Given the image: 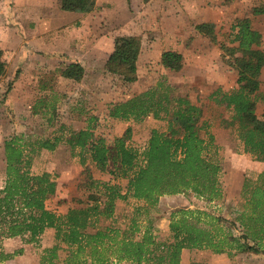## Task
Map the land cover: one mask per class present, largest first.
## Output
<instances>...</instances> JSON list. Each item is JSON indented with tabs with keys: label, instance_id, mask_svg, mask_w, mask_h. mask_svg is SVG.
Wrapping results in <instances>:
<instances>
[{
	"label": "trees",
	"instance_id": "16d2710c",
	"mask_svg": "<svg viewBox=\"0 0 264 264\" xmlns=\"http://www.w3.org/2000/svg\"><path fill=\"white\" fill-rule=\"evenodd\" d=\"M96 0H60L66 11L90 12ZM252 14L264 13V5L252 7ZM194 28L215 40L214 24L200 22ZM228 45L219 43L225 63L236 70V86L215 89L210 98L230 110L226 125H232L242 146L253 160L264 161V111L255 112L260 94V74L264 65L262 35L252 26L249 16L235 18L230 25ZM140 37L117 34L103 70L122 77L123 81L137 79L136 60ZM0 49V57H1ZM161 62L170 70H178L183 55L175 50H163ZM5 72L0 59V75ZM17 73V72H16ZM60 75L79 81L84 67L78 61L68 62ZM10 83V82H9ZM10 85V84H9ZM174 87L164 78L155 85L125 100L111 102L107 116L120 121H141L147 116L164 122L165 129L151 128L141 149L129 143L130 127L115 136L110 144L95 127L98 117L89 114L85 126L68 129L60 124L48 137L25 138L11 134L2 143L3 159L0 174V242L15 238L21 243L38 244L47 228L53 229V243L42 249L38 264H108L121 261L129 264H180L183 249H208L212 253L230 255L264 246V172L250 186L242 184L245 197L243 210L236 217L240 227L234 235L222 226L220 218L198 209L180 208L169 214V237L158 239L150 220L140 224L138 214L147 211L161 195L191 191L198 198L212 201L221 198L220 165L212 155L216 153L214 135L202 118V109L189 98L174 94ZM44 90V84L39 86ZM45 96L32 106V113L54 107ZM80 111L81 107H77ZM51 121V117L47 118ZM66 144L72 156L84 166L78 187L83 197L73 200L63 213L47 207V200L55 194L56 180L48 171H31L33 154L40 149L53 151ZM93 163L108 179L95 178L85 167ZM133 198L143 201L132 209L125 226L116 225V202ZM204 218L206 226L201 225ZM59 252H64L60 258ZM23 253L21 246L11 251L0 243V264Z\"/></svg>",
	"mask_w": 264,
	"mask_h": 264
},
{
	"label": "rangeland",
	"instance_id": "374dc122",
	"mask_svg": "<svg viewBox=\"0 0 264 264\" xmlns=\"http://www.w3.org/2000/svg\"><path fill=\"white\" fill-rule=\"evenodd\" d=\"M164 1L140 7L134 13L138 16L136 19L129 21L126 17L121 22L117 20L124 19L127 15L121 11V0H115L116 5L109 6L111 8H107L106 14L100 12V15H94L91 29L81 27L82 23L79 22L71 24L69 29L76 30L71 32L77 34L69 33L67 40L52 34L51 45L39 47L40 52L28 61L19 63L10 76L8 66L7 69L5 67V72L0 75V174L4 138L14 133L23 134L30 139L48 137L60 124L65 125L66 130L63 133L67 134L68 129L84 127L85 117L89 114L98 117L95 132L102 135L108 144L130 127L128 142L141 149L150 129H165L164 122L150 116L141 121H120L109 118L107 108L111 102L125 100L164 78L174 87V94L189 98L202 109V118L209 124L208 130L214 135L216 153L212 156L221 167L219 182L222 196L207 201L198 198L191 191L161 195L154 205L147 206V211L138 214V221L143 225L150 220L155 235L163 240L169 237L168 222L172 211L180 208L198 209L217 216L222 226L230 229L234 235H239L240 227L235 219L243 210L245 197L248 195L243 193L242 184L247 181L252 186L259 181L257 177L264 172V161L253 160L248 153L242 151L234 127L225 124L229 120L230 110L216 104L210 98V93L217 88L228 90L236 86V70L224 62L219 47L221 42L229 44L228 33L235 18L250 17L252 26L262 35L264 49V13H251L252 7L264 5V0H199L206 13L214 11L219 18L217 23H213L214 41L197 31L194 24L186 20V10L184 15L180 14L181 10H176V0L174 3ZM133 4L135 5L134 1ZM124 26L127 28L124 29ZM118 27L123 28L122 30L140 31L144 40L140 48L137 79L133 82L123 81L122 77L103 70L104 59L109 55L108 35L113 32L112 29L117 30ZM105 31L109 33L105 34ZM104 35H107V39ZM89 40L91 44H88ZM167 47L175 48L183 55L180 69L170 70L161 62L160 52ZM47 48L51 49L50 54H47ZM77 56L84 66L82 79L74 81L61 76L60 70ZM36 64L38 69L34 70L33 66ZM260 80L262 99L257 101L255 108L258 117L264 111V65ZM42 84L44 90H39ZM8 96L11 100L5 104ZM40 96H45L54 107L34 114L31 111L32 106ZM48 117H51L50 122L47 121ZM85 167L95 178H110L108 173L99 171L93 163L86 162ZM83 169L84 166L78 162L77 157L71 155L69 147L64 143H60L53 151L40 149L33 154L31 171H48L56 180L55 194L46 202L48 208L63 213L69 206L74 205V199L83 197V192L78 187ZM137 204L146 206L145 202L133 198L116 202L117 226H125L132 208ZM200 224L206 226L203 217ZM52 243L53 235L50 241L49 234L40 237L38 244L24 243L29 252L27 256L17 255L8 264H38L42 249ZM250 243L257 248L230 255L225 252L212 253L208 249H189L188 252L184 251L183 264H264V246ZM59 256L63 258L64 252H59ZM108 264L129 263L121 261Z\"/></svg>",
	"mask_w": 264,
	"mask_h": 264
},
{
	"label": "crops",
	"instance_id": "0c3cea01",
	"mask_svg": "<svg viewBox=\"0 0 264 264\" xmlns=\"http://www.w3.org/2000/svg\"><path fill=\"white\" fill-rule=\"evenodd\" d=\"M133 1L135 5L133 4ZM159 1L160 0H121V7L123 9L121 11L126 13L127 16L124 14V19H119L117 21L122 22L126 17L129 21H132L138 17L134 13L138 12L140 7L152 5ZM168 1L174 3L175 0H165L164 2L166 3ZM129 2L130 4H128ZM175 3L176 10H181L180 14L182 15H184L183 12L186 10L187 15H184L186 20L194 25L200 22L217 23L219 20L214 11H212V13H206L205 7H203L204 5H202V2L199 0H182L181 2L180 0H176ZM111 5H116L115 0H96L93 10L82 13L62 10L60 8V0H0V49L2 52L0 59L4 62V67L8 66V69L6 67L9 73L8 76H10L15 68L17 69L19 63L28 61L33 55L40 52L41 49L39 47L51 45V38L54 35L59 36L61 39L65 37L67 40V35L69 33L72 35L77 34L71 32L76 30H70L69 25L78 24L79 22L82 23L81 27H84L87 30L91 29L93 26V18L95 17L94 15H100V12L106 14L107 8ZM114 12L117 11L115 10ZM180 21L183 22L182 20ZM72 25L70 27H72ZM126 28L127 27L124 26V29ZM122 29L123 28L121 27H118L117 30L112 29L113 32L108 35V39H110L108 54L112 50V39L117 34L138 35L140 37V48L141 45H143L144 40L140 31H128ZM107 33H109V31H105V34ZM104 37L107 39V35H104ZM88 44H91L90 40ZM90 49L92 53H94V50L91 47ZM163 50H175V48L167 47L163 48L162 51ZM50 51L51 49H49L47 54H50ZM140 57L141 49H139L136 60L137 73ZM71 61H78L82 65L79 56ZM33 69H38L37 64L33 66ZM9 100H11V98L8 96V99L5 100V104H7V101ZM48 234L50 235L51 241L53 235L52 228L45 229L40 237ZM0 243L6 251H11L14 247L21 246L23 248V253L19 255L21 257L27 256V253H29L27 252V245L21 243L20 240H15V238H3ZM48 245L50 244H47V246ZM188 250L189 249H183L181 251L180 264H183L184 262V251L188 252ZM16 256L4 261L2 264L12 263V260L17 258Z\"/></svg>",
	"mask_w": 264,
	"mask_h": 264
}]
</instances>
